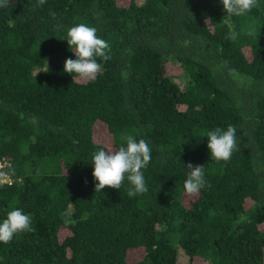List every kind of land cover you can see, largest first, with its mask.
<instances>
[{
	"label": "trees",
	"instance_id": "trees-1",
	"mask_svg": "<svg viewBox=\"0 0 264 264\" xmlns=\"http://www.w3.org/2000/svg\"><path fill=\"white\" fill-rule=\"evenodd\" d=\"M78 23L111 47L92 81L64 71ZM228 125L238 148L217 162L205 133ZM129 134L152 149L148 191L95 192L94 153ZM0 160V222L20 208L34 229L0 242V264H179L181 249L185 264H264V0L241 16L221 0H10ZM188 163L211 187L186 193Z\"/></svg>",
	"mask_w": 264,
	"mask_h": 264
},
{
	"label": "clouds",
	"instance_id": "clouds-1",
	"mask_svg": "<svg viewBox=\"0 0 264 264\" xmlns=\"http://www.w3.org/2000/svg\"><path fill=\"white\" fill-rule=\"evenodd\" d=\"M46 0H37V6L45 4ZM223 9L228 15L241 16L257 7L259 0H221ZM10 0H0V7H8ZM53 17L55 13H50ZM251 34V33H250ZM238 34L229 33V39H237ZM67 43L74 49L75 59L68 58L64 63V71L83 81L95 80L103 69L98 58L104 61L110 59V44L97 35V29L86 23H78L67 30ZM210 159L217 162H227L237 150V130L228 125L226 130L216 128L205 133ZM125 145L118 149H101L93 155V177L97 181L95 192L102 191L106 186L120 189L125 178L131 187L127 195L135 197L148 191L143 169L152 159V149L149 143L140 138L137 140L129 134L123 137ZM190 170L184 182V189L188 194H197L206 185L211 187L205 179V168L201 165L187 164ZM7 175L0 171V178ZM34 231L30 214H25L20 208H12L7 212L6 218L0 222V242L10 243L19 233Z\"/></svg>",
	"mask_w": 264,
	"mask_h": 264
},
{
	"label": "rangeland",
	"instance_id": "rangeland-1",
	"mask_svg": "<svg viewBox=\"0 0 264 264\" xmlns=\"http://www.w3.org/2000/svg\"><path fill=\"white\" fill-rule=\"evenodd\" d=\"M181 85H184L183 82L184 80L182 79V77H177L176 79ZM98 132V131H97ZM97 134V133H96ZM3 180L5 179L4 177L2 178ZM183 249H181V254H180V261L179 264H185L184 262L187 261V257L183 254ZM142 254V250H136L134 252H132V259L138 258L140 255Z\"/></svg>",
	"mask_w": 264,
	"mask_h": 264
},
{
	"label": "built area",
	"instance_id": "built-area-1",
	"mask_svg": "<svg viewBox=\"0 0 264 264\" xmlns=\"http://www.w3.org/2000/svg\"><path fill=\"white\" fill-rule=\"evenodd\" d=\"M5 163L6 162L0 160V171H3V167H4ZM4 178H5L4 180H10L9 176H5Z\"/></svg>",
	"mask_w": 264,
	"mask_h": 264
}]
</instances>
